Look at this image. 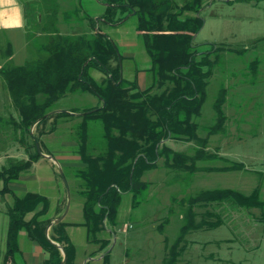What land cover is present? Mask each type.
<instances>
[{"label":"rangeland","instance_id":"1","mask_svg":"<svg viewBox=\"0 0 264 264\" xmlns=\"http://www.w3.org/2000/svg\"><path fill=\"white\" fill-rule=\"evenodd\" d=\"M56 1L55 26L58 32L71 35L90 33L89 17H93L97 21V29L114 41L118 59H112L111 70L113 72L119 64L120 72L117 70L116 76L125 81L123 84L129 88L130 94L148 90L151 95H160L174 85L170 78L164 79L152 72L151 58L138 33L135 13H125L122 21L110 24L98 22L105 11L99 0ZM20 2L24 8L25 26L3 37L11 41L14 51V56L4 58V62H9L7 64L21 65L41 55L38 45L45 35L41 25L47 20L46 13L39 9V0ZM186 2L172 0L171 11H180ZM196 15L201 18L202 26L192 40L194 51H206L212 44L225 47L212 52L211 58L216 61L209 77L206 101L196 119L199 135L208 137L207 150L216 152L217 157L198 160V169L193 172L170 168L165 164L164 157H160L157 167L145 170L141 176L147 183V190L139 197L130 192L122 195L113 234L103 237L110 240L108 247L98 252L100 255L96 257L103 256L97 262L88 259L86 264H163L166 253L180 233L183 222L181 200L200 190L233 188L248 194L259 187L264 200V0H204L198 13L185 10L179 18L186 20ZM5 43L3 55H8ZM111 74L95 67L89 69L90 78L99 86L108 84ZM170 75L171 71L168 72ZM223 88L226 89L222 105L227 116L225 127L217 133L208 134V128L216 122L214 104ZM101 105L96 91L79 88L56 102L49 111L54 112L53 116L43 123L41 142L37 140L39 147L58 160L66 182L57 173L58 165L42 156L21 173L29 178L14 180L11 183L13 192L0 195V214L8 219L7 209L13 204L15 196L29 191L46 196L50 209L59 203L65 209L68 186L70 204L64 219L67 222L64 230L75 243V264H84L83 260L90 258L88 253L98 246V243L89 241L86 229L81 225L85 196L80 169L84 162L78 140L83 141L81 134L85 130L90 152L97 154L106 146L103 121L91 117L85 120L84 117ZM63 112L74 115L65 116ZM15 113L9 92L1 80L0 169L11 158L30 159L29 154L36 150L33 137L35 126L33 135L22 144L14 139L13 126L3 123ZM84 121L87 123L84 124ZM165 141L172 148L187 154H194L197 146L195 140ZM236 162H241L243 167L224 171L207 169ZM217 207L216 210L223 211L222 223L215 228L188 233L178 264H264V208L236 210ZM51 212L50 217H57L56 210L51 209ZM5 226L7 229L4 231H7L8 223L3 224L0 230ZM20 230L18 247L12 253L6 252L5 240L0 241V264L31 263L30 257L37 247L28 238L27 229Z\"/></svg>","mask_w":264,"mask_h":264},{"label":"trees","instance_id":"2","mask_svg":"<svg viewBox=\"0 0 264 264\" xmlns=\"http://www.w3.org/2000/svg\"><path fill=\"white\" fill-rule=\"evenodd\" d=\"M99 1L105 11L98 22H120L125 13L135 11L138 33L151 58V70L155 75L173 81L174 85L169 90L160 95H151L148 90L130 94L129 88L123 84L125 81L116 76L117 70L120 72L119 64L113 72L111 70L112 59H118L114 41L97 29V21L93 17H89L90 33L71 35L58 32L55 26L58 12L56 0H39V9L45 11L47 16L41 25L45 32L38 45L41 55L21 65L0 63V79L16 111L3 123L13 126L14 139L22 144L33 135V124L43 117L35 125L33 135L35 147V139L41 142L43 123L53 114L44 116L68 93L83 88L96 91L101 99L102 105L87 112L84 117L85 120L91 117L103 121L106 146L98 150L97 154L90 152L85 130L81 134L83 141L78 140L84 162L80 169L84 188L82 193L85 196L82 226L86 229L89 241L98 243L92 254L103 252L108 247L110 240L103 237H111L113 234L122 195L130 192L139 197L145 192L147 183L141 176L145 170L157 167L160 157H164L168 167L189 172L198 169V160L217 157L216 152L207 150L208 137L199 135L196 119L201 115L206 101L207 85L216 61L211 58L212 52L225 48L212 44L210 49L197 53L192 40L202 26L201 18L198 15L186 20L179 18L185 10L198 13L204 0H187L180 11L176 12L171 11L172 0ZM36 22L39 24L38 19ZM11 55L10 48L8 57ZM91 67L112 73L108 77V84L96 85L89 76ZM170 71L171 75L168 76ZM225 95L226 89L223 88L214 104L216 122L208 128V134L224 130L227 120L222 108ZM62 114L74 115L66 112ZM166 139L195 140L196 150L194 154L178 151L164 142ZM29 155L28 160L11 158L0 169L4 191L8 189L9 181L17 179L32 162L42 157L37 147ZM242 167L241 162H236L207 169L224 171ZM181 204L183 222L180 233L166 253L163 264H178L185 250L188 233L215 228L222 223L223 211L216 210L217 206L236 210L264 208L259 187L248 194L233 188L203 189L181 200ZM49 207V199L39 193L29 191L15 196L13 204L8 208V254L18 247L20 229L26 228L29 236L38 240L50 253L47 264H60V250L45 236V228L51 218L41 219L48 214ZM63 208H57L56 215L61 214ZM30 212L33 215L28 219L26 215ZM65 225V220L54 224L50 237L63 245L67 253V264H74L72 243L64 230Z\"/></svg>","mask_w":264,"mask_h":264},{"label":"crops","instance_id":"3","mask_svg":"<svg viewBox=\"0 0 264 264\" xmlns=\"http://www.w3.org/2000/svg\"><path fill=\"white\" fill-rule=\"evenodd\" d=\"M0 12H2L3 13V15L2 16H0V63H4V58L6 57H8V55L6 54V55H3L4 53H3V43H5V42H7V43H5L6 45H7V50H5L6 52H9V49L12 47L11 46V41L10 42H8L6 39H4L3 37H5L4 35L6 34V33H11V31H15V30H17V29H21V28H24V26H25V13H24V8H23V6H22V4H21V2H20V0H14V3H11V4H5V5H3L2 7H0ZM18 20H22V24H23V26L22 27H16L15 25H16V23H17V21ZM11 53H12V55L11 56H14V51H13V49L11 48ZM0 84H1V79H0ZM20 178H29L28 176H23V175H19V177L17 178V179H20ZM16 180V179H15ZM14 180H12V181H9V183L7 184V187H8V189L6 190V191H4L3 190V188H4V182L2 181V180H0V195L1 196H3V195H5V194H10L11 192H13V187H11V183L13 182ZM3 199V198H2ZM12 205V204H11ZM11 205H9V206H11ZM9 206H8V208H9ZM51 206V205H50ZM60 207V203L59 204H56V206H55V208H51L52 210H56L57 208H59ZM51 209H50V207H49V210H48V214L47 215H44L41 219L42 220H45L46 218H51V220H53L54 218H56V217H50V215H51ZM64 210V209H63ZM63 212V211H62ZM7 214H8V209H7ZM28 215H29V217H28V219L29 218H31L32 217V215H33V212H30V213H28ZM60 215V214H59ZM59 215H57V217L59 216ZM67 215V214H66ZM66 218V216L64 217V219ZM63 219V220H64ZM62 221V220H61ZM51 222V221H50ZM49 222V223H50ZM6 223H8L9 224V216H8V219L7 218H3V216L0 214V229H1V227H2V225L4 224H6ZM48 223V224H49ZM59 223V222H58ZM67 223V222H66ZM48 224H47V226H48ZM57 224V223H56ZM81 225H82V223H81ZM7 226V225H6ZM6 226H5V228L4 229H2V230H0V241H2V242H4V240H5V242H6V248L8 249V247H7V234H8V230L7 231H4V230H6L7 228H6ZM47 226H46V228H45V236H46V229H47ZM53 226V225H52ZM51 226V227H52ZM9 227V226H8ZM51 227H50V229H49V236H50V230H51ZM84 227V226H83ZM82 228V227H81ZM21 231V230H20ZM19 231V232H20ZM71 231H72V229L69 231L70 233H71ZM5 232V233H4ZM27 236H28V238L35 244V246L37 247L36 248V251H35V253L33 254L32 253V255H31V257H30V264H47V260L49 259V257H50V253L40 244V242L38 241V240H36V239H32L30 236H29V234L27 233ZM69 236H70V240H71V243H72V261H73V263H74V261H75V259H76V252H75V243H74V241H73V238H72V236L69 234ZM4 238V239H3ZM51 238V237H50ZM52 239V238H51ZM53 240V239H52ZM54 241V240H53ZM55 243H57V244H59L60 246H63V245H61L59 242H56V241H54ZM56 246V245H55ZM56 247H58V249L60 250V253H61V256H62V259H63V252H62V250H61V248L59 247V246H56ZM96 249V248H95ZM95 249H93L92 251H91V253H88V257H90V258H87L86 260H83V262H84V264H86L87 262H88V259L89 260H91V261H98V259H99V257H102V256H99V257H96V256H98V255H100V254H92V252L95 250ZM7 252V251H6ZM1 254H3V251L1 252ZM93 257H95V258H93ZM8 258V257H7ZM61 259V260H62ZM8 260V259H7ZM61 262V261H60ZM66 263H67V261H66ZM75 264V263H74ZM83 264V263H82Z\"/></svg>","mask_w":264,"mask_h":264},{"label":"water","instance_id":"4","mask_svg":"<svg viewBox=\"0 0 264 264\" xmlns=\"http://www.w3.org/2000/svg\"><path fill=\"white\" fill-rule=\"evenodd\" d=\"M134 13H135V11L132 12V14H134ZM86 63H87V62H85V64H86ZM52 113H54V112H49V113H47L44 117L49 116V115H51ZM42 118H43V117H42ZM42 118L38 119V120L33 124L32 128H31V133L33 132V128H34V126H35V125H36V124H37ZM35 141H36V147H37V150H38V152L41 154V156H43V157H45V158H48V159L52 160L54 163H56V164L58 165V167H59V174L61 175L62 179L66 182V179H65V176H64V172H63V170H62V168H61V166H60L58 160L55 159L52 155H50V154H45L44 152H42L41 149H40V147H39L38 141H37L36 139H35ZM69 204H70V189H69V187L67 186V204H66V206H65V209L63 210V212H62L58 217H56V218H54L53 220H51V222L48 224L47 229H46V238L48 239V241H49L51 244H53V245L59 246V247L61 248L62 252H63V259L61 260L60 264H67V263H66V261H67V253H66V250L64 249L63 246H60L59 244L55 243V242L50 238V236H49V229H50V227H51L52 225H54V224H56V223H58V222H60L61 220L64 219V217H65L66 214L68 213V210H69Z\"/></svg>","mask_w":264,"mask_h":264},{"label":"clouds","instance_id":"5","mask_svg":"<svg viewBox=\"0 0 264 264\" xmlns=\"http://www.w3.org/2000/svg\"><path fill=\"white\" fill-rule=\"evenodd\" d=\"M11 3H14V0H0V7H2L5 4H11ZM2 15H3V13L0 12V16H2ZM15 26L16 27H22L23 26L22 20H18Z\"/></svg>","mask_w":264,"mask_h":264}]
</instances>
